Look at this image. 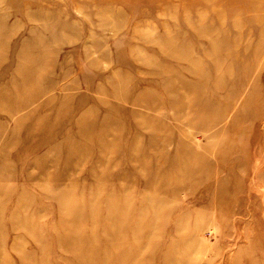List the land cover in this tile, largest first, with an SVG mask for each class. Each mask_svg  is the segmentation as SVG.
<instances>
[{"label":"rangeland","instance_id":"1","mask_svg":"<svg viewBox=\"0 0 264 264\" xmlns=\"http://www.w3.org/2000/svg\"><path fill=\"white\" fill-rule=\"evenodd\" d=\"M0 264H264V0H0Z\"/></svg>","mask_w":264,"mask_h":264}]
</instances>
